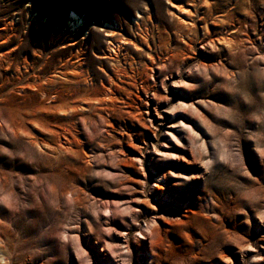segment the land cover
<instances>
[{
    "label": "rangeland",
    "instance_id": "rangeland-1",
    "mask_svg": "<svg viewBox=\"0 0 264 264\" xmlns=\"http://www.w3.org/2000/svg\"><path fill=\"white\" fill-rule=\"evenodd\" d=\"M218 5L0 0V264H264V0Z\"/></svg>",
    "mask_w": 264,
    "mask_h": 264
},
{
    "label": "bare ground",
    "instance_id": "bare-ground-1",
    "mask_svg": "<svg viewBox=\"0 0 264 264\" xmlns=\"http://www.w3.org/2000/svg\"><path fill=\"white\" fill-rule=\"evenodd\" d=\"M220 0H215L214 4H208V0H153V2L157 5L161 4L165 6L167 15H170L175 18L177 22L178 29L182 31V34H195L196 30L208 23V19L214 20L213 26H216V22L221 14L222 18L225 20V23L230 25V21L233 17V13L230 11H225L224 8L215 10L213 6L220 7ZM158 8H139L138 14L133 18V28L135 29H145L149 36L151 37V24H153V17L157 15ZM191 9V10H190ZM222 10V11H221ZM70 25L73 27L74 31L78 30V25L84 23L83 20L76 14L72 13L71 15ZM73 22V23H72ZM155 29H157L158 39L162 40L164 35L158 31L157 23L154 24ZM201 37V41L209 40L212 38L213 30L210 28H204ZM103 32L105 33L104 43H107V47L102 51V57L104 59H110L112 55L119 59L120 56L127 54V45L133 46L136 43L133 39H122L118 40L117 37L121 34L117 30V25L115 24H107L104 26ZM215 33V32H214ZM216 34V33H215ZM190 38V37H189ZM78 37H75L70 46H75L78 42ZM82 40L85 37L81 38ZM136 40V38H135ZM216 41L219 43L225 41L224 38H217ZM230 43H233L234 40L230 39ZM187 43H192L188 41ZM210 43H214L210 40Z\"/></svg>",
    "mask_w": 264,
    "mask_h": 264
}]
</instances>
